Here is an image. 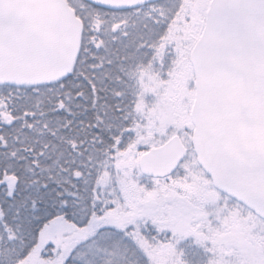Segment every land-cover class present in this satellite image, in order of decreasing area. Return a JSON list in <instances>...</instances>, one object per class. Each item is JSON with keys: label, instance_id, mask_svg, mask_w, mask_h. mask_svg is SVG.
Here are the masks:
<instances>
[{"label": "snow or ice", "instance_id": "6c2138e0", "mask_svg": "<svg viewBox=\"0 0 264 264\" xmlns=\"http://www.w3.org/2000/svg\"><path fill=\"white\" fill-rule=\"evenodd\" d=\"M0 264H264V0H0Z\"/></svg>", "mask_w": 264, "mask_h": 264}, {"label": "trees", "instance_id": "16d2710c", "mask_svg": "<svg viewBox=\"0 0 264 264\" xmlns=\"http://www.w3.org/2000/svg\"><path fill=\"white\" fill-rule=\"evenodd\" d=\"M146 99H147V100H151V99H152V97H151V96H149V97H146Z\"/></svg>", "mask_w": 264, "mask_h": 264}, {"label": "rangeland", "instance_id": "374dc122", "mask_svg": "<svg viewBox=\"0 0 264 264\" xmlns=\"http://www.w3.org/2000/svg\"><path fill=\"white\" fill-rule=\"evenodd\" d=\"M153 99V98H152Z\"/></svg>", "mask_w": 264, "mask_h": 264}]
</instances>
